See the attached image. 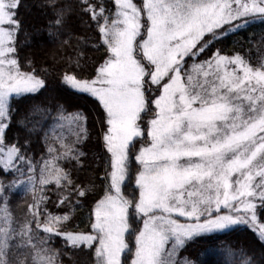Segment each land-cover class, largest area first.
<instances>
[{
    "label": "snow or ice",
    "instance_id": "6c2138e0",
    "mask_svg": "<svg viewBox=\"0 0 264 264\" xmlns=\"http://www.w3.org/2000/svg\"><path fill=\"white\" fill-rule=\"evenodd\" d=\"M256 24L264 0H0V264H264V36L219 47Z\"/></svg>",
    "mask_w": 264,
    "mask_h": 264
},
{
    "label": "trees",
    "instance_id": "16d2710c",
    "mask_svg": "<svg viewBox=\"0 0 264 264\" xmlns=\"http://www.w3.org/2000/svg\"><path fill=\"white\" fill-rule=\"evenodd\" d=\"M77 35L83 38L85 35H91V33H85L84 31H81ZM262 36H264V25L256 24L253 27L249 28L247 31H245L241 36L230 37L225 41L223 45H219V47H223L227 50H231L234 47V42L239 41L240 43L245 44V51L248 50L249 44L251 45L252 50L255 51L257 49V46L260 44ZM26 53L29 56H34L38 63L43 64L44 66H47L50 69H53L54 70L53 75L56 74L55 69L60 68L63 61L67 59L63 49H60L59 45H55V44H44L41 46H34L26 49ZM73 102L78 103L86 108H90V105L86 100L80 99V100H75ZM36 116H37L38 124L48 119L47 115L44 114L42 111L37 112ZM53 127H58V126L55 125L50 126L49 127L50 132L52 131ZM52 134L55 135V133ZM94 139L95 138L93 137V140ZM92 151H94V149H92ZM91 166L94 168L95 164H92ZM18 190L25 192V189L23 187H20V189ZM26 195L27 194H24V196ZM47 195L52 201V203H50L48 207L50 210L54 211L55 210L54 206L56 203H58V201L56 200L53 190L49 189ZM235 242H237V235L229 234V235H220V238L216 243L217 245H219V244H227V243H235ZM194 249L196 251L203 253L205 256H211L213 260L217 258H222L224 260L229 259L226 253L218 251L217 249H209L208 246L203 242L194 246ZM63 261L64 264H93V257L87 251L83 253L68 252L64 254Z\"/></svg>",
    "mask_w": 264,
    "mask_h": 264
},
{
    "label": "rangeland",
    "instance_id": "374dc122",
    "mask_svg": "<svg viewBox=\"0 0 264 264\" xmlns=\"http://www.w3.org/2000/svg\"><path fill=\"white\" fill-rule=\"evenodd\" d=\"M134 2H139V0H134ZM18 189H20V188H17V190L15 191V194L12 198V204H13V207H15L17 209V211L19 212V210L23 209L27 203L31 202L32 193H31L30 189L27 191L25 190V192L20 191ZM24 194H27V195L24 196Z\"/></svg>",
    "mask_w": 264,
    "mask_h": 264
}]
</instances>
